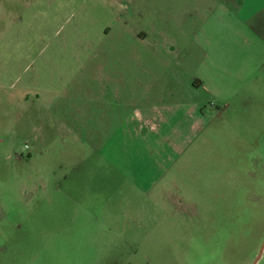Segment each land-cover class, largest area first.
<instances>
[{"label": "rangeland", "instance_id": "1", "mask_svg": "<svg viewBox=\"0 0 264 264\" xmlns=\"http://www.w3.org/2000/svg\"><path fill=\"white\" fill-rule=\"evenodd\" d=\"M193 3L0 0V264H253L264 39Z\"/></svg>", "mask_w": 264, "mask_h": 264}, {"label": "crops", "instance_id": "2", "mask_svg": "<svg viewBox=\"0 0 264 264\" xmlns=\"http://www.w3.org/2000/svg\"><path fill=\"white\" fill-rule=\"evenodd\" d=\"M223 4L229 12L235 11L236 15L245 23L256 29L257 36L264 39V0H194L197 10H193V17L196 18L200 7L214 2ZM206 83L202 79L195 86L197 89H204Z\"/></svg>", "mask_w": 264, "mask_h": 264}, {"label": "water", "instance_id": "3", "mask_svg": "<svg viewBox=\"0 0 264 264\" xmlns=\"http://www.w3.org/2000/svg\"><path fill=\"white\" fill-rule=\"evenodd\" d=\"M262 253H264V244L261 245L260 249H259V253L257 258L255 259V261L253 262V264H257V262L259 261V259L262 256Z\"/></svg>", "mask_w": 264, "mask_h": 264}, {"label": "built area", "instance_id": "4", "mask_svg": "<svg viewBox=\"0 0 264 264\" xmlns=\"http://www.w3.org/2000/svg\"><path fill=\"white\" fill-rule=\"evenodd\" d=\"M27 147H28L27 145L24 146V148H27Z\"/></svg>", "mask_w": 264, "mask_h": 264}]
</instances>
